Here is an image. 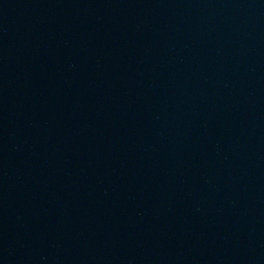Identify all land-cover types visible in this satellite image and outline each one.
Masks as SVG:
<instances>
[{
	"label": "water",
	"instance_id": "95a60500",
	"mask_svg": "<svg viewBox=\"0 0 264 264\" xmlns=\"http://www.w3.org/2000/svg\"><path fill=\"white\" fill-rule=\"evenodd\" d=\"M0 264H264V0H0Z\"/></svg>",
	"mask_w": 264,
	"mask_h": 264
}]
</instances>
